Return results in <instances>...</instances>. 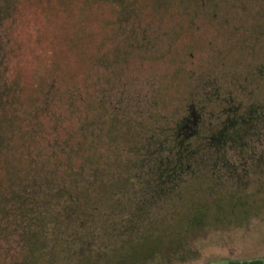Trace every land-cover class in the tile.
Segmentation results:
<instances>
[{"label": "rangeland", "instance_id": "rangeland-1", "mask_svg": "<svg viewBox=\"0 0 264 264\" xmlns=\"http://www.w3.org/2000/svg\"><path fill=\"white\" fill-rule=\"evenodd\" d=\"M252 109L264 0H0V264L264 263Z\"/></svg>", "mask_w": 264, "mask_h": 264}, {"label": "trees", "instance_id": "trees-1", "mask_svg": "<svg viewBox=\"0 0 264 264\" xmlns=\"http://www.w3.org/2000/svg\"><path fill=\"white\" fill-rule=\"evenodd\" d=\"M260 110V108H259ZM258 110H251L247 116L244 117H239L238 122L233 121L231 124L227 125L224 129L226 131L221 132V134L224 132H227V135L229 138H235L238 137L239 135L243 136L244 134L247 133L248 130H251L252 128L257 125L256 123L259 122V118L261 117V121H264V116H263V110H261L259 117H257L258 114H256ZM235 119V117H234ZM225 135V134H224ZM221 137V135H220ZM214 143L219 144L221 143V140L218 138ZM187 151L185 150H180L177 154V166L179 165V162L182 160V152ZM189 151V150H188ZM41 184L37 180H32L30 187H27L26 185H23L22 187H19L20 189H10L6 193V200L10 202V204L13 206L18 211L21 212V214L26 215L30 214L33 212L34 208H37L38 206L42 205V198H39L40 195V186ZM48 185V184H46ZM246 264H264L260 260L256 261H250L247 262Z\"/></svg>", "mask_w": 264, "mask_h": 264}]
</instances>
